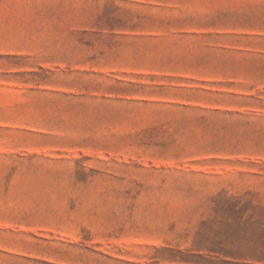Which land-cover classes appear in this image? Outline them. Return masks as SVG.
I'll return each mask as SVG.
<instances>
[{
	"label": "rangeland",
	"instance_id": "rangeland-1",
	"mask_svg": "<svg viewBox=\"0 0 264 264\" xmlns=\"http://www.w3.org/2000/svg\"><path fill=\"white\" fill-rule=\"evenodd\" d=\"M255 246L264 0H0V264Z\"/></svg>",
	"mask_w": 264,
	"mask_h": 264
},
{
	"label": "trees",
	"instance_id": "trees-1",
	"mask_svg": "<svg viewBox=\"0 0 264 264\" xmlns=\"http://www.w3.org/2000/svg\"><path fill=\"white\" fill-rule=\"evenodd\" d=\"M210 252L217 253L222 255L224 258L221 259V264H230L233 261L226 260L225 258L230 257L235 261L240 260L239 262H235V264H264V248L258 247H247L244 249H225V248H214L211 249ZM218 257V256H217ZM247 259H251L252 263H248Z\"/></svg>",
	"mask_w": 264,
	"mask_h": 264
}]
</instances>
